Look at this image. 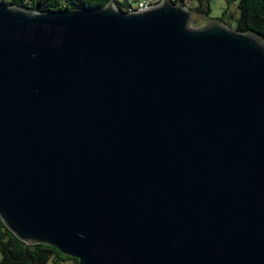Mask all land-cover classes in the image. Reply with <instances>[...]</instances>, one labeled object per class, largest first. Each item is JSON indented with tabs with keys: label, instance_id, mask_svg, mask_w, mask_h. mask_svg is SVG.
<instances>
[{
	"label": "water",
	"instance_id": "95a60500",
	"mask_svg": "<svg viewBox=\"0 0 264 264\" xmlns=\"http://www.w3.org/2000/svg\"><path fill=\"white\" fill-rule=\"evenodd\" d=\"M182 0L0 1V218L78 264H264V40Z\"/></svg>",
	"mask_w": 264,
	"mask_h": 264
},
{
	"label": "trees",
	"instance_id": "16d2710c",
	"mask_svg": "<svg viewBox=\"0 0 264 264\" xmlns=\"http://www.w3.org/2000/svg\"><path fill=\"white\" fill-rule=\"evenodd\" d=\"M29 10H59L73 7L104 6L110 0H0ZM118 9L124 10V2L113 0ZM178 2L180 0H172ZM188 0H182L185 4ZM231 0H229L230 2ZM238 15L231 28L253 32L264 40V0H236ZM229 6L226 7V10ZM194 17L207 15L209 5L202 1L191 8ZM0 264H78L74 257L62 254L57 248L42 244H28L18 239L0 218ZM70 261V263H66Z\"/></svg>",
	"mask_w": 264,
	"mask_h": 264
},
{
	"label": "rangeland",
	"instance_id": "374dc122",
	"mask_svg": "<svg viewBox=\"0 0 264 264\" xmlns=\"http://www.w3.org/2000/svg\"><path fill=\"white\" fill-rule=\"evenodd\" d=\"M118 1L122 2L123 0ZM126 1H132L133 3L136 2V0ZM199 1H202L204 6L209 5L210 11L208 13V16L198 15V17H194L197 22H195V24L192 26L193 28H200L207 22L218 20L227 27H230L234 24V19L238 15L236 0H231L230 2L229 0H188L184 5L187 9L191 10V8L197 5ZM227 6H229V9L226 10ZM66 263H70V261H67Z\"/></svg>",
	"mask_w": 264,
	"mask_h": 264
},
{
	"label": "built area",
	"instance_id": "2783aa9c",
	"mask_svg": "<svg viewBox=\"0 0 264 264\" xmlns=\"http://www.w3.org/2000/svg\"><path fill=\"white\" fill-rule=\"evenodd\" d=\"M160 0H136V2L126 1L124 0L123 9L125 11H132V10H144L149 8L153 5L159 3Z\"/></svg>",
	"mask_w": 264,
	"mask_h": 264
},
{
	"label": "crops",
	"instance_id": "0c3cea01",
	"mask_svg": "<svg viewBox=\"0 0 264 264\" xmlns=\"http://www.w3.org/2000/svg\"><path fill=\"white\" fill-rule=\"evenodd\" d=\"M122 2H124V0Z\"/></svg>",
	"mask_w": 264,
	"mask_h": 264
}]
</instances>
